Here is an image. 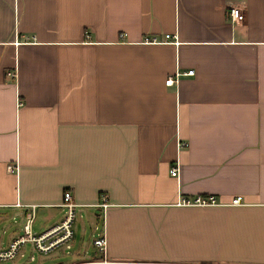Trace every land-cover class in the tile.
Segmentation results:
<instances>
[{
    "label": "crops",
    "instance_id": "1",
    "mask_svg": "<svg viewBox=\"0 0 264 264\" xmlns=\"http://www.w3.org/2000/svg\"><path fill=\"white\" fill-rule=\"evenodd\" d=\"M64 191L72 236L24 264L90 259L98 234L120 260L264 264V0H0L4 247L60 223ZM196 194L218 203L176 204Z\"/></svg>",
    "mask_w": 264,
    "mask_h": 264
},
{
    "label": "built area",
    "instance_id": "2",
    "mask_svg": "<svg viewBox=\"0 0 264 264\" xmlns=\"http://www.w3.org/2000/svg\"><path fill=\"white\" fill-rule=\"evenodd\" d=\"M227 15L234 21H240L243 18V14L238 6H228ZM167 37V34L164 35ZM192 72L191 69H187L183 72H179L175 70L172 76H168L164 80V84H171L173 81L177 79V76L182 74H190ZM12 75V73H10ZM184 141L177 140V146L183 147L185 146ZM7 170L9 172H16L17 163H9L7 166ZM176 173V166H172L169 169V174L174 176ZM69 191H64L63 193V202L62 205L66 207V213L60 223L53 225L50 229L40 235H32L29 231V222L31 217L28 216L26 219V224L24 226V234L17 236L9 241L6 247L0 248V259H11L20 246L27 241H31L35 244V247L38 250H47L59 243L67 242L72 236L71 224L73 220V207L76 205L74 202L70 200ZM240 197L233 196L227 202L230 205L239 204ZM217 200L213 194H196L190 197L180 196L177 198L176 204L179 205H193V206H208L217 204ZM96 206L106 208L108 203L105 201V198H102V201L96 204ZM54 236L52 239L48 241L47 244L42 243L45 238L48 236ZM92 244L94 246V254L92 258L82 260L79 262H74L70 264H145L138 263L133 261L120 260L115 258H110L106 251V238L103 234H98L93 237ZM150 264V263H148Z\"/></svg>",
    "mask_w": 264,
    "mask_h": 264
},
{
    "label": "rangeland",
    "instance_id": "3",
    "mask_svg": "<svg viewBox=\"0 0 264 264\" xmlns=\"http://www.w3.org/2000/svg\"><path fill=\"white\" fill-rule=\"evenodd\" d=\"M90 215H88L87 212H79L75 209V225L78 219H84L86 224V230H88L87 237L90 236V231L92 230L93 226L95 225V221L93 220V215L97 211L90 210ZM66 212V211H65ZM8 223L7 220H0V247H4L6 245L7 237H8ZM74 229L76 228L73 225ZM23 232H21L22 234ZM70 248H66L64 244L57 246L55 249L56 251H52L53 253L58 254V256H70V252H73L76 250V247L73 245L72 241H69ZM23 248L19 249L20 251L17 252V256H19V260L16 258L13 259H0V264H24L29 260V253L26 254V256L20 257V252L24 251V247H27L26 249L29 250L31 247L30 241L25 242V244L22 245ZM91 251V250H90Z\"/></svg>",
    "mask_w": 264,
    "mask_h": 264
}]
</instances>
